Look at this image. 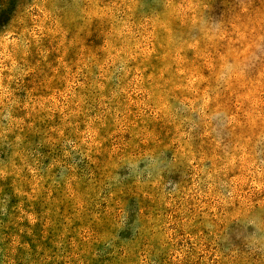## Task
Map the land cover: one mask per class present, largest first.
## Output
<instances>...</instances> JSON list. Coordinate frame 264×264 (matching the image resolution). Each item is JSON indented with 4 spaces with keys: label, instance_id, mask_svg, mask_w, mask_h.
<instances>
[{
    "label": "rangeland",
    "instance_id": "1",
    "mask_svg": "<svg viewBox=\"0 0 264 264\" xmlns=\"http://www.w3.org/2000/svg\"><path fill=\"white\" fill-rule=\"evenodd\" d=\"M0 264H264V0H0Z\"/></svg>",
    "mask_w": 264,
    "mask_h": 264
}]
</instances>
